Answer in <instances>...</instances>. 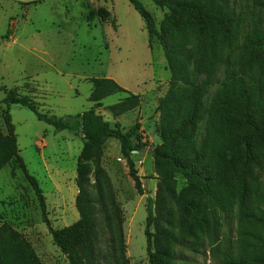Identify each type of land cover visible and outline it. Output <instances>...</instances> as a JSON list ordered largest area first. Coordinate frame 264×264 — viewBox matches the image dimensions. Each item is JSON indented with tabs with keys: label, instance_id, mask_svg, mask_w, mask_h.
<instances>
[{
	"label": "trees",
	"instance_id": "1",
	"mask_svg": "<svg viewBox=\"0 0 264 264\" xmlns=\"http://www.w3.org/2000/svg\"><path fill=\"white\" fill-rule=\"evenodd\" d=\"M129 1L146 21L150 39L160 38L171 70L170 87L159 110L164 115L178 110L183 118L175 131L163 133L153 153L158 185L148 206L149 264H177L174 247L205 246L211 248L214 264H264V186L259 175L264 169V0H152L161 8L196 17L190 24L174 23L168 17L162 33L142 3ZM93 83L106 93H128L113 79ZM0 90L5 94L8 132H0V170L19 165L45 216L46 199L20 155L11 108L21 105L39 121L83 140L75 202L80 218L60 231L50 227L53 244L68 264H130L122 209L102 159L107 141L118 140L142 195L132 157L133 151L146 147L140 123L125 131L94 109L63 117L48 115L16 89ZM178 140H182L179 147ZM177 175L200 184L204 200L194 203L180 194ZM222 222L230 230L236 226V235L221 237ZM162 241L171 243L172 249ZM0 264H40L32 244L8 223L0 226Z\"/></svg>",
	"mask_w": 264,
	"mask_h": 264
},
{
	"label": "rangeland",
	"instance_id": "2",
	"mask_svg": "<svg viewBox=\"0 0 264 264\" xmlns=\"http://www.w3.org/2000/svg\"><path fill=\"white\" fill-rule=\"evenodd\" d=\"M138 1L160 33L168 17L178 24L196 22L195 15L161 8L152 0ZM171 77L160 38L150 39L146 21L129 0H0V89H16L35 101L44 114L63 117L94 109L125 131L136 123L141 125L146 147L133 151L132 157L142 195L135 188L118 140L107 141L102 159L122 209L130 264H149L148 206L156 198L158 185L150 149L154 151L163 133L175 131L183 119L178 110L165 115L159 110ZM104 78L113 79L128 93L96 90L93 81ZM4 97L0 90V132L7 135ZM10 113L20 155L45 196L46 216L23 170L11 164L0 170V226L8 223L21 232L40 264H68L53 244L50 227L60 231L80 218L75 202L83 140L69 130L57 131L39 121L21 105H13ZM181 143L178 140L177 147ZM91 175L93 179V167ZM259 175L264 186V169ZM177 191L191 202L204 200V188L181 175H177ZM228 228L222 222L221 237L236 235V226ZM150 231L155 233L154 228ZM162 242L172 249L171 243ZM173 249L177 264H214L208 246Z\"/></svg>",
	"mask_w": 264,
	"mask_h": 264
},
{
	"label": "water",
	"instance_id": "3",
	"mask_svg": "<svg viewBox=\"0 0 264 264\" xmlns=\"http://www.w3.org/2000/svg\"><path fill=\"white\" fill-rule=\"evenodd\" d=\"M150 152L154 153V151L152 149H150Z\"/></svg>",
	"mask_w": 264,
	"mask_h": 264
},
{
	"label": "crops",
	"instance_id": "4",
	"mask_svg": "<svg viewBox=\"0 0 264 264\" xmlns=\"http://www.w3.org/2000/svg\"><path fill=\"white\" fill-rule=\"evenodd\" d=\"M27 4V3H26Z\"/></svg>",
	"mask_w": 264,
	"mask_h": 264
}]
</instances>
